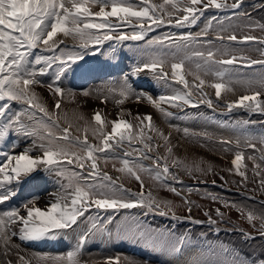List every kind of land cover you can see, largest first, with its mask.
Instances as JSON below:
<instances>
[{
  "label": "snow or ice",
  "instance_id": "1",
  "mask_svg": "<svg viewBox=\"0 0 264 264\" xmlns=\"http://www.w3.org/2000/svg\"><path fill=\"white\" fill-rule=\"evenodd\" d=\"M89 101L110 102L116 118L85 113ZM169 129L232 153L225 170L255 201L250 162L264 195V24L244 0H0V264H264V242L246 253L219 227L230 223L222 208L235 209L264 238V200L258 211L211 192L202 199L221 207L191 200L185 177L207 184L215 169L180 156ZM47 241L69 248L29 258L22 247ZM96 242L147 258L85 260Z\"/></svg>",
  "mask_w": 264,
  "mask_h": 264
},
{
  "label": "rangeland",
  "instance_id": "2",
  "mask_svg": "<svg viewBox=\"0 0 264 264\" xmlns=\"http://www.w3.org/2000/svg\"><path fill=\"white\" fill-rule=\"evenodd\" d=\"M229 2H231V0H229ZM241 23L242 24L246 23V21H241ZM167 30L168 29L165 28V29H161L159 31H167ZM247 34L255 35V36H260L261 35V33L259 32L258 29H256L255 31L249 32L246 28H243V27L241 29H239L238 32H237V35L241 36V37L243 35H247ZM245 54H247V53H245ZM251 54L256 56V57H259V53L258 52H253ZM129 66H130V60L126 59L124 61L123 65H122V67L127 69ZM100 75H108V73L105 72V73H101ZM110 76L111 75H108L107 78H109ZM111 77L114 78V76H111ZM97 83H99V81H97ZM151 90L152 91H158V89L157 90L151 89ZM209 92L211 93L212 90L209 89ZM44 94H45V96L48 95V93H46L45 90H44ZM97 102H98L99 106H95L94 108L95 109L97 108L99 110H105V112H106L108 107L103 105V104H101L99 101H97ZM110 104L111 103L109 102V106H110ZM92 106H93V104H92ZM129 107H132L133 110L135 111V106L134 105H129ZM83 109L84 110H88V111H86V113H89V110L92 109V107L90 108L89 107V103H88V105L84 104ZM145 110H146V108H141L142 112L145 111ZM109 111L110 112H107L105 114H107L110 119H115L116 116H117V112H116L115 106L113 105V111L112 110H109ZM172 123L174 125H180L181 127H183L184 124L187 123V122L173 120ZM181 137H182V133H177L173 137V140H176L178 142L177 145H178V148H179L180 156L183 157L185 155H188V156H190L192 158H195L196 160H199L201 157L204 158L203 156H207V158H205V160H208L212 164L214 169L222 170V172H224L228 176L231 175L230 178L233 181V185H235V186L236 185H239V186L241 185V177L232 176L233 174H230L229 172H227L225 170V169L231 167L230 159H222L221 158V156H225V157H229L230 158L232 156V153H221L218 150V146H216L214 144H211V143H206L205 146H203V147H201L199 145H196V144H193V143H190V142L186 143L185 141H183L181 139ZM190 148H192V149H190ZM242 148H243V145H242ZM198 149H200V152H199ZM244 150H245V155L246 156L248 154H250V152H251L250 149H244ZM245 163H248V166H249L248 176H249L250 181H253V180L255 181V182L249 183L248 187H250L252 185L257 190H259V177H253L252 176V172H251V163L248 162V161H245ZM203 166L207 167L208 164L205 163ZM108 169H111L110 165H109ZM207 176H212V173H209V174L205 175L203 178L205 179ZM216 177H217V175H216ZM129 184L138 187V185L135 184L134 182H130ZM230 184H232V183L230 182ZM192 187L194 188V191L189 196V198L191 200H193L194 202H196L198 204L204 205L205 209H208V208L212 209V208H214V207H216L218 205L216 203H212L208 199H202V198L199 199V197H198V193L199 192H204L205 195H206L207 192L205 190H201L200 187H196V186H192ZM37 195H39L41 197V199L39 200V204L42 206L43 203H44V200H46L48 198V193L47 192H38ZM160 195L161 196H165L167 199H173V200L176 201V203H180L179 199L174 197L171 193L161 192ZM196 213H198V214L201 213L202 214L201 211H196ZM228 218H230V224H232V225H235V226H238V227L239 226H245V225H247V227L251 226L247 222L246 219H242L240 217L241 222L245 224V225H243L230 212H228V215H227L226 219H228ZM258 228H259V223L257 222L256 223V228H254V229L257 230ZM244 229H246V228H244ZM22 247H25L26 255L29 258H33V257L39 256V255H58V254H62L64 249L68 250L69 244L63 242L62 246H60L55 241H51V242L47 241V242H44V243H39V244H35V245H30V246H22ZM116 247H117L118 251L122 254V256H121V254L119 255L121 257L135 255L137 257L144 256L145 258H147V254L146 253L141 252L140 249L133 248L132 246L128 245L127 243H124V244L116 243L115 247L113 249H111L107 245H101L99 242H96V243L90 244L89 252H91V254H92L91 256H92L93 259L103 260V259H105L106 257H109V256L113 257V252H114ZM152 259L155 261L157 258L152 257Z\"/></svg>",
  "mask_w": 264,
  "mask_h": 264
},
{
  "label": "trees",
  "instance_id": "3",
  "mask_svg": "<svg viewBox=\"0 0 264 264\" xmlns=\"http://www.w3.org/2000/svg\"><path fill=\"white\" fill-rule=\"evenodd\" d=\"M253 8H246L244 10H246L247 12H249L251 14V19H253L254 21L258 22V23H261V24H264V7L258 11V12H253L251 13V10ZM228 199H232V201H229V202H236L238 204H241V203H247L248 206L250 207H256L257 211L259 210V204L258 203H255V202H249V201H245V200H234L235 198L234 197H229ZM220 240L224 241V242H229L230 244L231 241H230V237H227V239H223L221 238ZM235 244L238 248H240L243 252H249L251 249H256V247H252V248H246V247H242L241 243H233Z\"/></svg>",
  "mask_w": 264,
  "mask_h": 264
}]
</instances>
